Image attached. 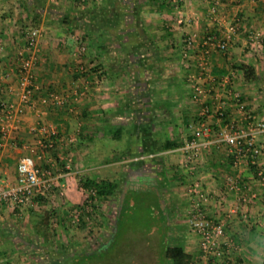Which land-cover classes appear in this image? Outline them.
Masks as SVG:
<instances>
[{
  "label": "crops",
  "instance_id": "crops-1",
  "mask_svg": "<svg viewBox=\"0 0 264 264\" xmlns=\"http://www.w3.org/2000/svg\"><path fill=\"white\" fill-rule=\"evenodd\" d=\"M35 19L40 31L35 75L42 91L34 97L36 109L26 111L4 141L0 190L14 184L18 160L25 155L50 168L55 182L36 207L0 203V264H46L32 258L35 252L26 253V242L32 241L34 248L53 241L64 251L55 247L52 255L69 257L71 264H166L158 248L134 259L139 251L130 240L138 234L132 229L137 217L120 213L142 204L152 209L158 201L164 223H179L178 215L189 207L185 188L193 181L202 184L209 217L222 220L231 207L248 213V221L238 215L227 220L226 232L241 247L237 258L264 264V203L240 201L260 192L254 169L240 172L247 188L229 194L224 177L236 171L226 146L213 142L189 168L183 167L182 151L198 120L212 124L211 141L217 137L210 114L215 95L228 102V118L251 112L264 120V0H0V100L7 103L20 102L17 76L8 73L17 66V52ZM228 23L236 24L238 33L225 52L209 50L210 68L201 78L203 38L208 33L222 38ZM191 34L196 39L184 58V40ZM82 45L86 52L79 55ZM224 79L229 83L221 88ZM193 84L210 92L196 96ZM227 90L238 93L239 102ZM50 93L65 104L51 102ZM37 123L53 126L62 138L77 134V141L42 155L28 133ZM256 142L264 149V135ZM85 179L113 182L118 189L98 200L94 214L82 220L85 230L78 231L71 226L72 212L84 203ZM140 236L141 242L152 241ZM190 244L186 238L182 247L194 260L197 249ZM83 256L86 261L80 262Z\"/></svg>",
  "mask_w": 264,
  "mask_h": 264
},
{
  "label": "built area",
  "instance_id": "built-area-1",
  "mask_svg": "<svg viewBox=\"0 0 264 264\" xmlns=\"http://www.w3.org/2000/svg\"><path fill=\"white\" fill-rule=\"evenodd\" d=\"M215 4H218L215 3ZM213 3L212 11L214 12ZM223 37L217 39L213 34L208 33L204 36L203 58L199 63L202 71L201 78H204L209 71L210 62L208 52L210 49H216L225 52L232 38L238 33V26L228 23L223 29ZM40 31L37 28H29L25 33V43L21 50L17 52V66L9 71L10 74L17 76V89L20 97L18 104L7 103L0 100V156L3 151L4 141L8 138L9 130H16L18 122L26 111L35 110L37 106L35 96L41 93V86L36 80L35 69L37 65V55L39 53ZM196 39V34H191L184 40L185 49L184 58H188V53L192 50ZM86 52L85 46H80L78 53L83 55ZM229 83L228 79L220 82V87L224 88ZM192 90L199 97H206L210 92L197 84H193ZM2 91V89H0ZM230 98L239 102V95L233 91L227 90ZM231 92V93H230ZM51 102L56 105H64L65 100L57 94L48 95ZM216 104L212 110L213 117L216 120L217 131L216 138L211 141L210 138L215 130L207 120H198L197 127H192V138L184 145L182 151L185 161L183 167L195 164L199 161L202 149L210 144L219 143L227 147L231 154L232 168L236 171L234 175L224 177V188L229 194L242 192L247 186L240 180V172L244 169H254L255 181L260 188V192H252L240 198L244 204L250 201L264 203V163L261 157L264 154L262 146L257 144L256 138L264 135V120L251 112H244L238 120L228 118L227 110L229 104L221 98V95H215ZM209 113L207 109L204 114ZM28 133L34 136L36 148L42 155H48L58 150L61 146L76 143L77 134L62 138L58 135L56 129L51 125L37 123L28 129ZM37 160V158H36ZM32 155L22 156L16 166V178L12 185L3 186L0 190V203L12 209H29L38 205L37 199H45L53 190L55 176L50 168L40 167ZM60 160L65 158L60 157ZM71 159L67 158L64 162V169L70 168ZM189 168V167H188ZM186 196L189 201V207L186 211V221L189 230L197 238V257L191 264H247L246 261L236 257L240 252L239 243L228 236L226 232L227 220L230 221L237 216L242 221H248L249 215L244 210L237 207H231L226 211L222 220L213 219L207 215L204 205L206 197L203 194V187L200 181L188 183L185 188ZM98 198L93 190L85 192V209L73 210V225L78 224L80 219L86 215L89 216L98 205ZM222 209V203H219ZM93 215V214H92ZM262 225V224H261Z\"/></svg>",
  "mask_w": 264,
  "mask_h": 264
},
{
  "label": "rangeland",
  "instance_id": "rangeland-1",
  "mask_svg": "<svg viewBox=\"0 0 264 264\" xmlns=\"http://www.w3.org/2000/svg\"><path fill=\"white\" fill-rule=\"evenodd\" d=\"M136 207V206H135ZM149 210L145 209L143 204L142 205H138L136 208H132L130 211L127 212V215L124 217L125 219L129 216L131 217H135L134 219H136L137 217V222L138 224L136 226H133L132 229H135L138 233L136 234V236L134 237V239L130 240L131 241V245L133 247L134 245V249L139 251V254H137L135 256L134 259H137V258H140L141 260V256L144 258L145 256L148 257L149 256V253L150 255L153 253L152 252H155L157 253V248L158 249H163L164 245L167 246V245H174L175 243H179V244H182V242L184 240H186V238H188V241L191 242L190 245L193 246V250L197 249V239L196 237L191 233V231L189 230L188 228V225H187V221L186 219H184V217L186 216V212L185 214L183 213H180L178 215V221L179 223H175L173 225H171L169 223V225L165 224L164 221L162 220V218H158V216H155L153 213L152 215L150 214V212H148ZM49 216H51L49 214ZM158 218V219H157ZM152 219H154L155 223L153 222L152 223ZM185 220V221H184ZM184 223H183V222ZM143 222V223H142ZM152 223V225H150ZM72 228L74 225H71ZM164 227V229H163ZM77 228L74 226L73 230H76ZM167 229H169V231L167 233H165L164 231ZM78 230V229H77ZM85 230V228H84ZM79 231V230H78ZM83 233H85L84 231H82ZM140 234H147L149 235L150 237H152V241H147V239L145 241H142L141 242V236ZM159 234V235H158ZM165 235L163 236L165 241H160L159 237H162L160 235ZM157 236L156 238L154 236ZM83 236V234H82ZM37 242H26V247H25V244L21 243V242H17L16 245H19V247L21 248L22 246L25 247V251L26 253H28L29 251L30 252H35V255H37V257H32L34 258V260H37V261H45L46 264L51 261V259L48 257L47 255V248L50 247L51 249H55V243L52 241L51 243L47 244V241H46V244L44 243L43 245L40 244V245H36L35 248H34V245L36 244ZM191 246V247H192ZM36 250H38L36 252ZM163 251V250H162ZM161 257H164L162 253H160ZM40 257H42V259H40ZM134 257V256H132ZM91 258H89L90 260ZM146 259V258H145ZM78 260H81L80 262H83V261H86V258L85 256L82 257V259H78ZM160 260V259H159ZM162 260V259H161ZM160 260V261H161ZM135 261H139V260H135ZM130 262L128 263H125V264H129ZM49 264V263H48ZM132 264V263H131Z\"/></svg>",
  "mask_w": 264,
  "mask_h": 264
},
{
  "label": "trees",
  "instance_id": "trees-1",
  "mask_svg": "<svg viewBox=\"0 0 264 264\" xmlns=\"http://www.w3.org/2000/svg\"><path fill=\"white\" fill-rule=\"evenodd\" d=\"M39 24L37 22V20H33V23L31 24V28H38ZM245 70L246 67H245ZM248 70L245 72V74L247 75ZM82 187L84 188V191L86 192L87 190H93L97 196V198L99 200L102 199H106L109 197L114 196L115 194H117V189H118V185L116 183L113 182H109V181H99V182H95L93 180H89V179H85L82 183H81ZM44 199V198H43ZM42 199H37V202L40 203ZM85 204L83 203V205L79 208L81 209V211H83L85 208ZM148 208H151V206L149 205ZM150 212V214L152 215V213L155 216H158V218H161L162 215V211L160 209L159 203L158 201H155L154 205L152 204V209H148ZM125 211H121L120 216H124L127 213L124 214ZM94 214L91 213L90 215ZM89 215V216H90ZM86 217V215L84 216ZM84 218L80 219L78 224H75L74 226L78 229V230H83V220ZM73 225V224H72ZM164 229V227H163ZM169 231V229H168ZM167 229L164 231L165 233L168 232ZM51 243V242H50ZM49 244V243H47ZM56 248H58V252L64 251L63 248L58 247L59 245H55ZM48 252L47 255L48 257L51 259L52 264H71L70 262V258L66 257V256H62V257H54L52 255L53 251L51 252L50 247L47 248ZM163 256L164 259L166 261V264H191L192 260H191V256L186 254L184 252V249L182 247V244H177L175 243L174 245H167L163 248ZM77 264V262L75 263Z\"/></svg>",
  "mask_w": 264,
  "mask_h": 264
}]
</instances>
